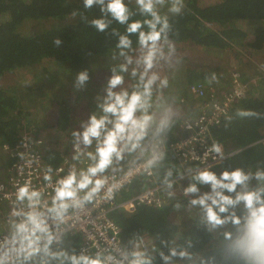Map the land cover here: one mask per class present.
Wrapping results in <instances>:
<instances>
[{"label":"clouds","instance_id":"clouds-1","mask_svg":"<svg viewBox=\"0 0 264 264\" xmlns=\"http://www.w3.org/2000/svg\"><path fill=\"white\" fill-rule=\"evenodd\" d=\"M130 3L83 0L84 9L96 7L101 13L100 18L90 21L84 18L87 24L117 41L111 56L115 63L94 98L95 110L72 132V159L86 157L89 163L82 168L72 166L66 173L47 166L43 180L50 194L34 187L30 180L16 187L6 229L0 232V264H156L157 254L162 264H264V165L258 164L254 171L235 167L219 173L210 166L189 168V178L183 181V173L168 162L170 137L181 110L175 97H165L170 82L162 73L181 62L170 37L174 29L169 17L182 13L183 0H135V9ZM166 6L167 12L162 13ZM137 15L143 19H134ZM113 22L124 31L111 27ZM62 43L59 37L53 39L57 48ZM241 77L245 82L255 81ZM90 79L87 69L78 72L74 89L84 90ZM211 80H216L215 73ZM210 86L205 85L207 89ZM191 96L198 105L199 99ZM236 115L261 118L253 110L238 109ZM183 127L188 132L194 130L188 121ZM209 156L213 161L225 159L220 142L213 141L206 148L203 159ZM54 172L64 174L54 178ZM145 173L156 178L159 190L169 198L187 200L185 205L177 199L174 211L197 210L198 226L217 238L212 250L194 251L195 245L184 234L162 239L159 233L150 241L132 233L126 243L110 241L101 247L95 233L83 227L90 246L79 251L66 246L78 221L89 217L99 204L115 200L131 176ZM174 174L183 181L181 197ZM204 187L208 190L201 191ZM156 240L167 254L156 246Z\"/></svg>","mask_w":264,"mask_h":264},{"label":"trees","instance_id":"trees-1","mask_svg":"<svg viewBox=\"0 0 264 264\" xmlns=\"http://www.w3.org/2000/svg\"><path fill=\"white\" fill-rule=\"evenodd\" d=\"M199 1L183 0L182 13L176 16L170 15V23L174 29L170 37L176 45L193 44L205 50L220 52L231 51L235 48L247 49L251 52L264 51V0H220L217 4L206 6H201ZM129 7L135 9L133 4H129ZM74 11L78 12L76 16L72 15ZM100 16L99 8L84 9L83 0L79 2L75 0H0V81L8 74L47 59L67 64V70L78 73L85 70L83 65L86 60L96 62L92 59L93 56L111 57L115 51L116 39L108 34L97 32L86 22V20L90 21L93 18H100ZM47 19L64 22L54 29L37 35L23 36L18 31L20 24L24 21ZM134 19H143V17L137 15ZM240 22L246 25V28ZM111 27L118 28L121 32L124 31L123 26L116 22H113ZM56 37L63 41L59 48L53 45V39ZM132 39L135 42L136 37L133 36ZM232 57H235L236 61L239 58L238 62L242 63L240 54L239 56L233 54ZM100 67L99 69H101ZM99 69L95 67L94 71L99 72ZM218 70L219 68L216 67L214 72ZM242 76L246 81L248 80L247 77ZM208 77L209 74L206 72L198 76L201 82L207 81ZM74 78L72 76V79ZM185 80L186 84L192 81L189 77ZM209 81L207 83H210ZM91 82L92 84L86 86L87 89L77 96L80 97L79 101H85L87 107L85 108L90 112L95 110L94 98L101 90L102 85L98 84L103 83L100 80ZM20 103L16 93L0 88V148L3 145L13 144L19 139L23 127L22 121L28 118V115L22 111ZM67 103V100L58 103L61 111L57 127L61 129L64 126H71L72 120L75 124L77 121L79 123L82 121L79 114L76 118L72 117L73 111L70 104ZM238 109L253 110L260 113L261 118L255 116L240 118L236 115ZM191 114H194L193 111L186 114L184 118H188ZM181 121L182 119L179 118L170 139ZM263 129L264 100L262 97L249 96L248 94L247 99L238 104L222 125L213 131L215 141L240 151L213 170L219 173L225 168L231 170L235 167H245L254 171L258 164L264 165V143L259 142L262 140ZM60 157L59 152L53 149L48 150L46 153L48 166L55 167L60 161ZM168 162L176 165V171L183 172L176 163L170 159ZM174 178H177L175 174ZM154 183H157L156 178L155 182H151L141 177L133 182L127 191H122L120 196L122 199H126L135 192L152 187ZM177 199L185 205L187 204L185 198L174 197L162 209L140 207L131 214L122 212L113 214L112 219L121 230L120 240L126 243L132 233L144 236L146 241L155 239L154 236L157 233L162 239H171L175 235L184 234L195 245L194 251L212 250L217 244V238L207 234L198 226L197 212L190 213V215L185 213V217H189L182 221L184 228L171 222L170 217L177 213L172 207ZM65 243L66 246L78 250L81 244L80 237L69 236ZM155 244L167 254V249L160 245L159 240H156ZM156 264H162L158 254L156 255Z\"/></svg>","mask_w":264,"mask_h":264},{"label":"built area","instance_id":"built-area-1","mask_svg":"<svg viewBox=\"0 0 264 264\" xmlns=\"http://www.w3.org/2000/svg\"><path fill=\"white\" fill-rule=\"evenodd\" d=\"M253 83V80L245 82L238 72L231 71L228 85L220 91L207 89L200 82L188 86L189 93L200 101L198 109L193 117L181 121L168 146V159L182 169L183 181L189 178V168L210 166L212 169H217L223 162L234 156L230 153L233 151L239 153L240 150H233V148L229 150L226 145L221 143L225 152V159L213 161L211 156L206 160L203 159L206 148L215 141L213 131L222 125L238 104L247 99L248 86ZM185 121L193 125L194 130L192 132L184 130ZM22 132L23 130L15 143L3 145L0 148V232L6 229L7 214L15 198L14 193L18 185L30 180L34 187L49 194L51 192L43 180L44 170L48 166L46 159L48 145H45L42 137L36 136L33 131ZM192 136H195L196 139L193 140ZM72 155L73 147L61 154L60 161L53 169L62 168L66 173L68 168L72 166L82 168L89 163L84 158H81L80 161H74ZM194 156H199L201 159H194ZM64 173L54 172V178ZM141 177L155 182V177L148 176L146 173L131 176L124 188L117 193L115 200L99 204L92 210L89 217L77 222V227L69 233V236L80 237L81 244L77 251L82 247L87 248L91 244L86 239L85 232L81 231V227L87 232L95 233L100 246L105 247L110 241L120 240L121 230L113 221V214L116 212L131 214L140 207L162 209L172 200L159 190L158 183L122 199L121 192L127 191L128 187ZM174 179L178 181L176 191L181 197L183 196L181 187L183 181H180L179 177ZM98 229L99 231H97Z\"/></svg>","mask_w":264,"mask_h":264},{"label":"rangeland","instance_id":"rangeland-1","mask_svg":"<svg viewBox=\"0 0 264 264\" xmlns=\"http://www.w3.org/2000/svg\"><path fill=\"white\" fill-rule=\"evenodd\" d=\"M75 1L79 2L81 0ZM126 2H128V0H126ZM219 2L220 0L199 1L201 6L213 3L217 4ZM130 4L135 5V0H131ZM161 12L166 13L167 6L161 9ZM63 22L64 21L55 19L24 21L20 24L18 31L23 36L37 35L44 31L54 29ZM242 26L246 28V25L242 24ZM176 48L178 57L181 61L180 64L175 69H165L162 73L168 75L171 79L181 80L179 81L178 86L172 85L173 90H171V94H173L175 88H177L176 93L187 91L188 84H186L185 79L189 77L190 80H192L191 83L194 81H201L198 76L203 72L209 74L207 81H202L205 85H211L209 89L213 88V90L216 91L224 89L228 85L229 72L234 69L248 79L253 78L255 80L254 85H251L252 87L249 86V96L262 97L264 100V51L251 52L247 49L235 48L231 51L220 52L218 50H205L193 44H179L176 45ZM233 54H238V56L240 54L242 63L238 62L239 58H237L236 61L235 57H232ZM92 59L96 60V62L86 60L83 65L85 69L89 71L90 77L95 73L94 68L97 67L99 69L100 65L101 69H99V72L109 73L108 69L114 62L111 57L102 55L93 56ZM66 65L67 64H60V62L47 59L31 67L8 74L0 81V88L11 93L14 92L18 95L19 100L21 101L20 107L22 111L28 115V118L22 121L23 132L33 131L36 136L42 137L45 145H48L46 151L53 149L60 154L66 152L67 148L73 147L72 132L79 129L80 123L77 119H74L77 121V124L72 120L70 122L71 126H64L62 129L57 127L59 112L61 111L58 103L60 104L62 103V100H67V104H70V108L73 111L72 117L74 116L75 118L79 114L80 119L86 120L90 113V110L86 109L85 101H79L80 97H77L79 93H83L87 88L81 91H76L74 89V79H72V76L75 77L77 73L72 72V70H67ZM216 67H218L219 70L214 72ZM213 73L216 75V80L214 81L211 80ZM91 81H95L93 77H91L87 86L92 84ZM208 81L210 83H207ZM103 83H99L98 85L101 86ZM184 83L186 90H181ZM54 94L56 95L53 96ZM53 98H59L61 100H55ZM188 100L194 103L192 105L194 106V110L197 111V100H193L191 95L188 97ZM182 116L185 117L184 114H181L179 118ZM261 135L262 140L259 142L264 143V129ZM226 147L231 150L230 146ZM82 158L87 160L86 157ZM207 190L206 187L205 189H202V191ZM194 212H197V210L189 212L185 208L184 210L172 214L170 220L180 228H184L182 221L185 219L187 220L189 217L187 216L186 218L185 213L190 215V213Z\"/></svg>","mask_w":264,"mask_h":264},{"label":"crops","instance_id":"crops-1","mask_svg":"<svg viewBox=\"0 0 264 264\" xmlns=\"http://www.w3.org/2000/svg\"><path fill=\"white\" fill-rule=\"evenodd\" d=\"M109 70V69H108ZM110 73H107V72H96L94 73V75L92 76L94 78V80L97 82L98 80L100 81H103L105 82L106 80V77L109 75ZM195 76V75H194ZM179 79H171L169 78V88L165 91L164 95L165 97L167 98H172V97H175L176 98V104L179 106L180 110H181V114H188L190 113V111L194 110V106L190 100H192L191 98H189L190 100H188V97L190 96L189 93L187 91H182L179 95V93H176L177 92V88L174 89V92L173 94H171V90H173V86L172 85H177L178 86V83H179ZM187 82V81H186ZM185 83L183 84V87L181 88V90H186L185 89ZM193 100H196L193 98ZM171 102V100H170ZM175 107V105H174ZM196 107V105H195ZM184 117V116H182Z\"/></svg>","mask_w":264,"mask_h":264}]
</instances>
